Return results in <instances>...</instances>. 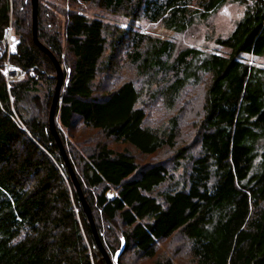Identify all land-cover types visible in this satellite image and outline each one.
Segmentation results:
<instances>
[{
	"label": "trees",
	"instance_id": "obj_1",
	"mask_svg": "<svg viewBox=\"0 0 264 264\" xmlns=\"http://www.w3.org/2000/svg\"><path fill=\"white\" fill-rule=\"evenodd\" d=\"M225 1L38 2L64 76L57 131L108 253L125 242L119 264H264V82L241 60L264 54V0H233L227 55L136 27L185 31ZM32 25L31 0H0V42L10 26L19 39L0 53V264H108L49 125L57 68Z\"/></svg>",
	"mask_w": 264,
	"mask_h": 264
},
{
	"label": "rangeland",
	"instance_id": "obj_2",
	"mask_svg": "<svg viewBox=\"0 0 264 264\" xmlns=\"http://www.w3.org/2000/svg\"><path fill=\"white\" fill-rule=\"evenodd\" d=\"M246 6L240 2L227 0L223 2L216 10L212 12L210 17L206 20H198L185 31H171L167 30L162 26L161 22H153L141 20L136 23V27L142 30L146 34L153 36H159L164 38H169L172 40L177 47V51L185 47H195L202 50L214 51L217 54H228L229 49L225 46H221L217 43L218 38H226L236 27L238 21L244 15ZM91 17H98L104 21H110L113 23H118L121 26L127 25L123 23V17L117 14H110L106 11H100L99 9H92L88 12ZM11 27V26H10ZM12 28V27H11ZM14 36V35H13ZM211 37V38H210ZM15 39L19 40L16 36ZM10 53H15L10 49ZM241 60L252 65L259 70H262V80L264 82V54L263 55H252L243 54ZM15 66V65H14ZM22 74L20 78H22ZM56 86V85H55ZM50 112V111H49ZM153 117H159L161 113V107L158 106L153 112ZM86 137H90L92 131H86L88 134ZM91 133V134H90ZM264 142V139L261 140ZM261 143L258 142L259 150H262ZM108 194L113 196L114 191H109ZM161 245V243H160Z\"/></svg>",
	"mask_w": 264,
	"mask_h": 264
},
{
	"label": "water",
	"instance_id": "obj_3",
	"mask_svg": "<svg viewBox=\"0 0 264 264\" xmlns=\"http://www.w3.org/2000/svg\"><path fill=\"white\" fill-rule=\"evenodd\" d=\"M31 1H32V16H33V25L32 26H33L34 40L45 52H47L52 57L55 65H56V68H57V73L55 75V78H56L57 81H56V86H55V91H54V95H53V100H52L50 112H49V125H50V128H51L52 132L54 133V135L57 138L58 144H59L60 149H61V153L63 155V158H64L65 162H66V165L68 166V170H69L71 179H72V181H73V183L75 185V188H76V190H77V192H78V194L80 196V199L82 201V205H83V208L85 210V213L87 214L88 219L90 221V225L92 227L93 234H94V237H95V240H96V245H97L96 251H97V253L100 250L102 252L104 258L107 260L108 264H119V257L124 251L125 242H124V240H122L121 246L119 247V249L116 250V252L114 253L113 256H111L108 253L107 249L105 248V246H104V244H103V242H102V240H101V238H100V236L98 234V231H97V228H96V225H95V221H94V218H93V215H92L91 207L89 206V204H88V202H87V200H86V198L84 196V193L82 191L80 182H79V180L77 178L76 172H75L74 168L72 167V165L70 163L68 154H67V152L65 150V147L62 144L60 136L58 134L57 126H56V122H55V110H56V107H57V103H58L59 95H60V90H61V87H62V84H63V80H64L63 71H62L61 65L57 62V60L55 59L54 55L46 48V46H44L38 40V36H37V13H38V2H39V0H31Z\"/></svg>",
	"mask_w": 264,
	"mask_h": 264
},
{
	"label": "built area",
	"instance_id": "obj_4",
	"mask_svg": "<svg viewBox=\"0 0 264 264\" xmlns=\"http://www.w3.org/2000/svg\"><path fill=\"white\" fill-rule=\"evenodd\" d=\"M19 43V40L15 39L12 34V28L8 27L4 31V37L2 38V41L0 42V53H3L4 51H8L9 53L12 51H16L17 44ZM4 72L6 73L9 80H18L20 79L21 73L22 76L24 75V71L9 62L6 63V66L4 68Z\"/></svg>",
	"mask_w": 264,
	"mask_h": 264
},
{
	"label": "bare ground",
	"instance_id": "obj_5",
	"mask_svg": "<svg viewBox=\"0 0 264 264\" xmlns=\"http://www.w3.org/2000/svg\"><path fill=\"white\" fill-rule=\"evenodd\" d=\"M18 74H22V72L21 73H18ZM16 117V116H15ZM114 255V254H113Z\"/></svg>",
	"mask_w": 264,
	"mask_h": 264
}]
</instances>
